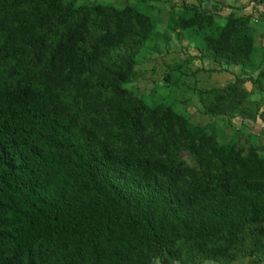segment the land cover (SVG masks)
<instances>
[{"label":"trees","instance_id":"16d2710c","mask_svg":"<svg viewBox=\"0 0 264 264\" xmlns=\"http://www.w3.org/2000/svg\"><path fill=\"white\" fill-rule=\"evenodd\" d=\"M181 5L185 15L178 27L203 38L201 56L220 62L223 50L229 64L244 63L251 43L244 29L248 15L232 19L214 37H204L206 29L218 28L215 14ZM81 13L69 0H0V264H143L149 255L169 252L180 239L224 235L243 248L244 231L264 235V157L257 152L240 160L233 143L213 147L216 173L206 170L203 186L184 190L172 165L119 157L76 130V112L99 113L86 98L96 94L107 107L104 116L115 142L130 132L141 138L142 115L150 116L140 101L131 107L123 97L112 101L121 94L116 85L127 81L125 72L148 36L147 24L134 38L126 27V40L104 54L99 71L70 86L46 83L28 50ZM135 14L140 22L142 15ZM94 28L111 26L99 21ZM117 33L107 30L111 37ZM94 37L88 32L75 43L85 65L93 64L98 51ZM237 82L203 90L205 111L235 112L232 118L254 114L264 122V103H245ZM149 118L155 136L166 131V113ZM202 131L184 130L185 145L192 149ZM149 200L152 204H145ZM215 253L221 257L226 251Z\"/></svg>","mask_w":264,"mask_h":264},{"label":"rangeland","instance_id":"374dc122","mask_svg":"<svg viewBox=\"0 0 264 264\" xmlns=\"http://www.w3.org/2000/svg\"><path fill=\"white\" fill-rule=\"evenodd\" d=\"M69 1L75 8L82 9L78 19L48 35L41 46L28 50V55L37 60L40 74L46 83L54 88L70 86L96 70L99 71L98 64L104 54L106 56L109 50L126 40V27L132 30L130 38H134L140 26L147 24L148 36L134 57L133 67L125 72L127 81L116 85L121 94L112 101L119 103L123 97L127 107L140 101L148 115L157 118L166 113L169 116L166 131L158 132V136L152 130L150 116L142 115L145 130L143 136L137 139L130 132L120 142H115L113 129L104 116L107 107L100 104V96L96 94L94 98H86L98 107L99 113L92 116L80 110L75 115L76 130L82 133L83 138L93 145L110 149L119 157L152 159L172 165L178 176L179 188L184 190L191 186H203L206 170L216 173L218 162L213 156V147L233 143L240 160H245L250 151L264 157V123L254 121V114L250 117V123L240 125V118H232L235 112L210 114L201 102L205 84L213 81L212 73L238 67L237 93L252 107L264 103V78L257 75L264 62V12L257 6L249 15L242 9L249 1L242 4L237 1L226 3L238 4L240 12L228 11L223 8L224 4H220L214 25L218 28L210 31L206 29L201 34L214 37L232 19L248 15L244 29L251 40L248 46L250 54L242 65H235L229 64L230 57L223 50H220V62L204 58L199 52L203 38L190 36L189 30L178 27V19L185 15L181 1L189 0ZM97 7L104 9L102 14H96ZM108 8L116 9V12L110 9L107 15ZM136 12L142 15L140 22ZM99 21L111 28H94ZM117 25L122 28H115ZM114 29L118 33L109 36L107 30ZM88 32L95 34L93 43L98 50L93 52L92 65H85L79 59V51L75 46L76 41ZM211 86L215 88L216 85L211 83ZM192 128L204 131L195 138L194 147L190 149L185 145L183 133ZM145 204H152V201H146ZM153 209L159 211L156 205H153ZM244 234L246 245L243 248L239 244L229 243L230 238L224 235L208 239H180L169 252H164L162 256L149 255L143 264H264V235H253L249 230L244 231ZM221 248L225 249V255L214 257L213 252L216 250L217 253Z\"/></svg>","mask_w":264,"mask_h":264},{"label":"crops","instance_id":"0c3cea01","mask_svg":"<svg viewBox=\"0 0 264 264\" xmlns=\"http://www.w3.org/2000/svg\"><path fill=\"white\" fill-rule=\"evenodd\" d=\"M189 1H187V2L181 1V3L195 5L205 14H218L220 12V10H219L220 4H224L223 8L228 10V11L240 12L238 4H226L227 2H230V1H237V2H240L241 4L246 2V1H249V3L245 7H242V9L244 11H246V13H248L249 15L251 13H253V11H254L253 9L255 6H257L260 11L264 12V0L261 2H256V1H260V0H189ZM260 72L263 73V75H264V63L260 67V69L258 70L257 75ZM236 77H239V68L238 67L230 68L229 70L223 71V72L212 73L213 81L209 82V84L208 83L205 84L206 86L204 87V89L205 90L212 89L213 86H211V83H214L216 85V86H214L215 88H223L226 85H228L229 83L234 82ZM263 78H264V76H263ZM247 84H249V83H247ZM263 110H264V108L261 111H263ZM252 116H246L243 118L238 117V118H240V120H239L240 125H244L245 123H250V121L252 119L250 117H252ZM253 120L254 121L257 120L261 123H264L259 115H254Z\"/></svg>","mask_w":264,"mask_h":264}]
</instances>
